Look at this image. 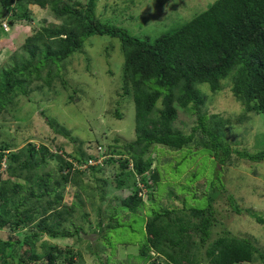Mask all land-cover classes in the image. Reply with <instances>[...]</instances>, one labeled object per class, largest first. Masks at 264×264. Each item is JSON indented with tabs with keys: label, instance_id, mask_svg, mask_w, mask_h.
Masks as SVG:
<instances>
[{
	"label": "trees",
	"instance_id": "1",
	"mask_svg": "<svg viewBox=\"0 0 264 264\" xmlns=\"http://www.w3.org/2000/svg\"><path fill=\"white\" fill-rule=\"evenodd\" d=\"M24 3L48 8L63 23L41 24L32 29L21 45V52L14 50L0 65V114L16 96L28 97L34 80L50 85L58 77L63 82L62 71L68 58L81 52L91 36L108 35L119 40L123 61L116 93L122 98L116 103L124 99L129 105V100L133 101L134 138L122 142L115 138L105 149L102 162L96 164L88 161L100 157L98 142L90 153L72 154L52 140H48L52 145L26 141L15 149L16 144L1 139L0 264H85L81 254L71 247L44 238L78 235L84 230V222L98 230L108 263L117 249L112 232L130 216L141 215L142 208L149 215L144 219L145 235L137 256L145 260L153 258L154 263L160 264H246L262 255L251 239L229 230H216L213 236L212 227L217 220L212 189H224L220 180L216 184L211 181L207 195L197 196L196 190L184 186L181 192L169 188L165 196L159 197L171 199L167 206L157 200V192L166 163L173 164L174 173L180 162L199 148L210 152L216 176L233 151L254 161L264 159V150L248 153L231 148L223 138L225 123L229 121L199 111L205 96L199 89L201 85L198 86L206 83L215 93L223 87L221 80L231 73L233 96L244 104L246 111L264 117V0H215L177 28L144 38L102 21L95 13V0H87L85 5L63 0H0L1 21L7 20L11 25L20 19H30ZM104 55L106 59L110 56L107 49ZM111 72L108 69L106 74ZM178 107L196 113L197 124L190 133H183L173 125ZM56 131L62 132L63 128L57 127ZM154 149L170 155L172 151L184 150V154L179 161L171 156L170 161L162 162L158 157L155 160ZM50 160L56 164L45 170ZM79 165L85 167L80 169ZM104 165L116 166L112 174L114 187L131 191L117 196L116 209L126 211L125 215H118L115 209L108 215L101 213L108 194L104 190L107 183ZM205 171L189 173L195 178ZM68 184L75 189L73 199H64L63 190ZM179 193L183 194L181 199ZM96 196L97 205L94 206V201L91 204L97 218L91 220L83 203ZM227 197L240 212L233 196ZM248 211L264 224L262 216ZM79 219L81 223L76 222ZM202 246L204 257L199 253ZM94 252L99 254L97 250Z\"/></svg>",
	"mask_w": 264,
	"mask_h": 264
},
{
	"label": "rangeland",
	"instance_id": "2",
	"mask_svg": "<svg viewBox=\"0 0 264 264\" xmlns=\"http://www.w3.org/2000/svg\"><path fill=\"white\" fill-rule=\"evenodd\" d=\"M86 1L63 0L70 4L80 2L84 5ZM214 1L95 0V13L102 21L114 23L125 28L128 33L144 38L145 35L157 36L177 28L205 10ZM23 5L30 13V19H20L11 25L9 21L4 20L6 24L0 25V65L6 62V58L14 50L21 52V45L32 29L41 24L63 23V20L53 16L48 8L43 9L31 3ZM84 46L81 52L73 54L68 58L69 62H65L62 71L63 82L58 77L54 78L50 85L44 84L43 80H34L29 86L28 97L18 95L14 98L13 103L9 104L7 109L0 114V140L6 139L16 144L15 149L25 145L26 141H34L37 144L46 142L52 145L48 141L52 140L54 145H60L66 152L76 154V151L92 152L96 142L100 144L98 149L100 153L107 149L115 138L119 142L134 138L133 101L130 99L129 105L124 99L120 104L116 103L122 98L116 93L119 88L116 85L121 82L123 61L119 52V40L108 35H93L86 40ZM103 49L105 52L107 49L110 55L108 59ZM108 69H112L111 74H106ZM230 75L231 73L221 80L223 87L215 93L209 90L206 83L198 84V86L201 85L199 89L205 96V101L200 105L199 111L205 112L208 116L217 115V119L229 121L225 123L223 138L229 141L233 150L248 153L263 151L264 117L260 113L246 111L244 104L236 100L229 82ZM118 92L121 93V89ZM159 104L158 101L157 105ZM117 112L121 115H117ZM48 119L52 121L48 122ZM196 124V113L190 108L178 107L174 127L183 133H190ZM56 126L62 127L63 131L57 132ZM52 150H55L54 147ZM153 152L155 160L158 157L162 162L171 160V156L179 161L184 154V150L172 151V155L164 154L160 152V149H154ZM113 156L118 158V155ZM55 164L50 160L44 169H51ZM166 164L163 171L165 176L158 187L157 200L165 196L169 188L181 192L183 186L196 190L197 196L202 193L207 195L211 190V181L215 180L216 184L217 180H220L224 189L222 191L212 189L213 204L216 208L214 215L217 220L216 225L212 227L213 236L216 230L224 229L232 234L251 239L262 255L258 254L253 262L246 264H264V224L258 222L248 211L251 210L264 218V159L254 161L248 156H241L233 151L224 169L217 176L214 161L210 157V152L205 148H199L187 155L174 173L173 164L171 162ZM4 166L3 160L2 167ZM78 167L83 169L85 165ZM217 168L219 169V166ZM114 170H116L115 165H104L107 178L104 190L108 194L101 205V213L108 215L115 209L118 215H125L126 211L116 209L119 204L117 196L128 195L130 190L127 188L120 190L113 186ZM193 170L195 173L198 170L199 174L206 171L200 176L191 178L192 174L189 172ZM74 191L73 186L68 184L63 190L64 199H73ZM229 194L233 196L236 206L241 209L240 212H237L228 200ZM177 196L181 199L183 194L179 193ZM94 199H85L83 203L91 220L97 218L94 206L97 205L99 197L96 196ZM92 201L95 202L94 206L91 204ZM160 202L162 206H167L172 201L164 197ZM139 213L141 215L135 214L125 218L124 225L112 232L113 244L117 246V249L108 263L105 260L106 255L102 252L98 230L92 224L89 226L87 222H84V230L78 235L44 238L63 247H71L73 251L81 254L85 264H160L154 263L153 258L145 260L137 256V248L145 235L144 219L149 215L143 208ZM76 222L81 223L80 219ZM70 230L73 231L74 228L70 226ZM94 250H97L99 254H96ZM199 253L201 257H204L205 246L201 247Z\"/></svg>",
	"mask_w": 264,
	"mask_h": 264
},
{
	"label": "built area",
	"instance_id": "3",
	"mask_svg": "<svg viewBox=\"0 0 264 264\" xmlns=\"http://www.w3.org/2000/svg\"><path fill=\"white\" fill-rule=\"evenodd\" d=\"M4 24H6L5 22L3 23V25ZM100 147L98 146V149H99ZM104 151L105 150H102V151H100V157L97 159V160H89L88 162H89V164H96V163H101L102 162V160H99L100 158H104L105 157V155H103L104 154ZM92 162H94V163H92Z\"/></svg>",
	"mask_w": 264,
	"mask_h": 264
},
{
	"label": "clouds",
	"instance_id": "4",
	"mask_svg": "<svg viewBox=\"0 0 264 264\" xmlns=\"http://www.w3.org/2000/svg\"><path fill=\"white\" fill-rule=\"evenodd\" d=\"M2 23H4V20H3V21H1V23H0V24H2ZM137 184H138V185H140V184L142 185V183H140V182H138ZM142 186H143V185H142ZM117 189H118V188H117ZM120 190H121V189H120ZM130 192H131V191H130ZM129 194H130V193H129Z\"/></svg>",
	"mask_w": 264,
	"mask_h": 264
}]
</instances>
